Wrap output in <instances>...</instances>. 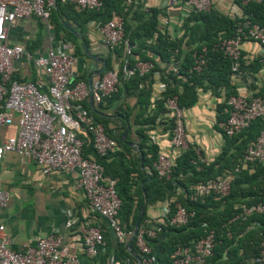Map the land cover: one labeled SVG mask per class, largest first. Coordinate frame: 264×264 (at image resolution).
I'll return each mask as SVG.
<instances>
[{"label": "trees", "instance_id": "16d2710c", "mask_svg": "<svg viewBox=\"0 0 264 264\" xmlns=\"http://www.w3.org/2000/svg\"><path fill=\"white\" fill-rule=\"evenodd\" d=\"M234 1L240 7V16L224 13L215 6L209 10L190 11L182 18V35L175 38H171L160 29L159 15L163 13L162 10L156 6L144 8L141 0H103V7L99 10L78 9L72 3L56 0L50 12L51 22L54 19L56 27L66 33L68 39L73 42L74 56L81 60L88 55L83 46L75 41L77 36L68 28L69 24L65 19L70 18L82 31L87 21L93 19L105 22L114 11L121 14L124 20V40L128 42L131 51L125 54L123 41L113 52H108L105 56V69L99 74L101 76L112 68L111 54L118 58L123 56L120 60L116 89L104 100L111 103L115 97L119 98L121 94L118 90L119 85L126 91L125 100L135 97L133 105L123 102L124 106L120 104L117 107L116 113L121 118V130L113 134L106 126L105 117L84 103L92 118L101 123L106 133L116 140L118 148L100 155L93 146V136L88 127L83 126L85 130L78 133L82 140L84 157L92 156L102 164L104 176L117 179L116 191L121 201L118 218L128 234L126 242L119 243L113 252L114 262L118 264H122L125 258L131 259L133 264H138L140 252L135 243L137 232L130 247L128 243L139 210L142 209L137 231L140 228L151 227L150 224H145V209L148 205L171 198L194 214L189 216L186 223L178 226L169 224V216L163 218L161 228L168 231V234L159 241L156 264H172L175 250L193 246L195 241L211 230L215 234V244L207 264H257L255 258L259 256L264 241V215L253 213L245 216L242 213V205L250 206L264 202V161L244 162L242 157L247 146L256 140L262 128V119H253L248 126L231 136L216 126L224 139V145L218 155L212 161L200 163L194 147L189 145L175 158L168 179L158 178L153 170L152 162L157 156L158 146L148 142L147 133L157 126L168 129L171 119L165 120L167 115L165 100L173 94L177 95L179 106L184 108L196 102L198 87L211 89L215 95L223 90L227 98L238 94L231 80V60L216 45L222 39L233 36L245 23H256L264 27V0L245 4L239 0ZM81 18L82 22L79 21ZM82 38L87 43L86 37ZM203 47L206 48L205 63L200 70H195L194 53H200ZM124 58H127L130 66L140 59L152 62L153 67L143 75L135 73L131 77H124L121 71ZM159 62L164 66L161 67ZM263 65L264 59L260 58H255L251 62L255 71ZM239 70L241 73L238 76L246 78L244 71L249 73V69L243 59L240 60ZM91 73L83 69L76 74L75 80L87 81ZM155 74L159 75L165 89L161 92V97L151 104L152 111L148 112ZM252 95H264V86ZM228 109L226 101L216 105V123L228 118ZM127 123L129 128L123 140L122 134ZM132 132L136 136L139 149L136 148L131 153L133 147L127 145L126 141ZM218 175L231 177L230 191L227 195L216 198L213 193L205 196L193 194L191 186L213 180ZM174 202L170 205L171 213L175 210ZM156 233L154 237L144 235L148 246L158 238L159 232ZM147 256L153 257L151 248Z\"/></svg>", "mask_w": 264, "mask_h": 264}, {"label": "built area", "instance_id": "2783aa9c", "mask_svg": "<svg viewBox=\"0 0 264 264\" xmlns=\"http://www.w3.org/2000/svg\"><path fill=\"white\" fill-rule=\"evenodd\" d=\"M74 4L78 9L99 10L103 7V0H60ZM171 3L183 5L188 12L209 10L213 0H170ZM242 4L250 1L239 0ZM56 0H0V134L5 136L0 140V158L5 152H12L32 160L42 174L48 175L54 171H68L75 169L78 174L79 185L88 201L89 211L102 217L115 234L119 243L127 240V233L118 218L120 198L116 191V178L103 175L104 168L92 156L82 154V140L78 133L87 126L93 136V146L97 153L105 155L118 148L116 140L109 136L104 126L94 120L84 101L92 96L96 104L104 102L116 89L119 68H111L101 76H96L91 85L86 80H75L76 70L72 45L68 41H61L56 47L51 42L46 52L34 56L20 44L7 42V29L18 18L37 16L45 21L49 27L48 18ZM230 15H234V10ZM241 13L239 14V16ZM96 30L100 34L102 43L108 52H113L123 41L125 54L131 48L124 40V20L121 14L113 12L105 22H96ZM150 41V40H149ZM252 41L261 46L264 44V27L256 23H245L236 33L222 39L216 47L231 60V76L240 75V60L242 43ZM206 48L200 53H194L193 69L200 70L205 63ZM33 62L37 69L43 70L48 80L47 90L42 91L32 81H21L16 77L15 61L20 57ZM153 67L152 62L136 60L132 66L127 58L123 59L121 71L124 77H131L135 73L143 75ZM176 70L175 67H172ZM165 85L162 87V91ZM228 118L219 123L222 131L231 136L249 125L255 118L262 119V128L254 143L247 146L242 161H264V95H248L238 93L226 99ZM167 116L171 119L168 128L167 150L158 149L152 162L153 170L160 179L171 176L174 160L181 152L189 147L184 118V107L179 106L177 95L166 98ZM13 130L7 134V127ZM150 138V137H149ZM154 139V138H153ZM149 139L150 143H155ZM198 162H207L200 150H195ZM199 167V166H198ZM230 176L218 175L215 179L199 182L190 187L195 196H205L213 193L216 198L223 197L230 191ZM10 199L9 192L0 185V206H4ZM174 199L163 201L159 217L169 216V224L181 225L194 214L179 202H174V212L171 213V203ZM243 215L257 213L264 215V202L244 206ZM136 246L140 252L138 264H156L154 257H149L150 247L145 236L154 237L156 228L151 225L148 229L136 230ZM136 234V233H135ZM135 236V235H134ZM79 247L85 254H96L102 248L104 238L100 225L81 228ZM10 237L5 227L0 223V264H81L79 256L70 250L59 233L39 236L33 245L23 250L10 247ZM215 244V234L211 230L205 236L194 242L193 246L178 248L174 252L172 264H207L212 255ZM257 264H264V241H262L259 256L255 258ZM111 261L114 262L113 257ZM118 264L117 262H114ZM122 264H133L131 259L125 258Z\"/></svg>", "mask_w": 264, "mask_h": 264}, {"label": "crops", "instance_id": "0c3cea01", "mask_svg": "<svg viewBox=\"0 0 264 264\" xmlns=\"http://www.w3.org/2000/svg\"><path fill=\"white\" fill-rule=\"evenodd\" d=\"M141 2H143L144 8L156 6L162 10L163 13L159 15L161 30L165 31L171 38L182 35L181 21L189 13L183 5L171 3L170 0H141ZM213 2V6L224 13H228L227 9L230 7L233 8L234 15L241 13L240 7L234 0L231 4L229 0H213ZM65 21L69 24L68 28L77 36L75 41L81 44L83 49L86 45L90 54H96L99 58L105 59L108 50L95 28L96 20L87 21L83 31L70 18L65 19ZM79 21L82 22V18ZM48 23L49 27L42 18L37 16L18 18L7 29V42L22 45L34 56L46 52L50 46L49 37H53L51 44L54 47L61 41H68L73 49V42L68 39L66 33L56 27L55 20L53 19L51 22L48 18ZM83 36L86 37L87 43L82 38ZM241 48L242 59L246 61L249 73L245 70L246 78L231 76V80L238 93L252 95L264 86V65L256 71L251 66V62L255 58L264 59V47L252 41H245ZM122 58L123 56L118 58L111 54L112 68H119ZM159 65L164 66L161 62ZM101 66L100 61L91 58L89 55L83 60L78 57H75L74 60L76 73L86 69L92 72L90 75V77L93 76L92 80L96 77L94 71ZM15 67L18 78L24 81H32L42 91L47 90L46 74L43 70L37 69L33 62L28 61L25 56L15 61ZM163 85L159 75L155 74L150 91L148 112L153 109L151 104L161 97ZM118 90L121 91L119 98L115 97L111 103L106 101L102 104L92 103L90 97L83 102L91 108H95L101 116L105 117L106 126L112 130L113 134H117L121 130V118L116 113L118 105L124 106L123 102H127L131 106L135 102V97L125 100L126 91L122 85L118 86ZM226 99L227 96L223 90L215 95L211 89L198 87L196 102L192 106L184 108L189 145L195 150H200L207 162L212 161L224 145L223 136L216 129V126L219 127V123H216V105L226 101ZM168 119L169 116L166 115L165 120ZM167 130V128L157 126L147 131L149 139L154 138L158 149H168ZM4 134L5 132L2 131L0 140L5 136ZM132 134L133 132L127 140L137 143ZM148 142L150 141L148 140ZM132 147L131 153L136 149L135 146ZM0 185L3 190L10 194L7 204L0 206V223L4 225L5 231L10 237L11 248L23 250L27 246L33 245L39 236L59 233L64 236L70 250L79 256L81 264L114 263L111 261V257H113V252L119 242L107 222L89 211L88 201L79 185L78 174L75 169L54 171L44 175L32 160L12 152H5L0 158ZM163 201H157L145 209V224L153 225L159 232L158 238L149 245L155 259L159 250V241L168 234V231L161 228L163 220L159 217ZM95 225L102 227L103 246L96 254H85L78 244L81 239V228Z\"/></svg>", "mask_w": 264, "mask_h": 264}, {"label": "water", "instance_id": "95a60500", "mask_svg": "<svg viewBox=\"0 0 264 264\" xmlns=\"http://www.w3.org/2000/svg\"><path fill=\"white\" fill-rule=\"evenodd\" d=\"M84 49H85V51L87 52V54H88L91 58H93V59H95V60H97V61H100V62L102 63V66L94 71L95 76L101 74V73L103 72V70L105 69L106 60H105V59H101V58H99L96 54H90V53L88 52V48H87L86 45H84ZM73 56H74V54H73ZM74 57H75V56H74ZM92 78H93V76L89 77V79L87 80V82H88L89 85H91ZM90 99H91V102L93 103L92 96H90ZM128 128H129V124L127 123L126 128H125V130H124V132H123V134H122V139H123V140H125V138H126V136H127ZM126 144H127V145H130V146H135L137 149H139V145H138L136 142H133V141H126ZM139 153H140V156H142V153H141V152H139ZM141 211H142V209L139 210L138 218H137L136 223H135V226H134V228H133V230H132V234H131V236H130V240H129V243H128V247H130L131 242H132V239H133V237H134V235H135V233H136V230H137V228H138V226H139V220H140V213H141Z\"/></svg>", "mask_w": 264, "mask_h": 264}, {"label": "rangeland", "instance_id": "374dc122", "mask_svg": "<svg viewBox=\"0 0 264 264\" xmlns=\"http://www.w3.org/2000/svg\"><path fill=\"white\" fill-rule=\"evenodd\" d=\"M229 3L231 4L232 3V0H229ZM232 10H233V8L230 7V8L227 9V12L229 14H231L233 12ZM12 130H13V127L8 126L7 127V134H9ZM132 136L136 139V136L134 134H132Z\"/></svg>", "mask_w": 264, "mask_h": 264}]
</instances>
